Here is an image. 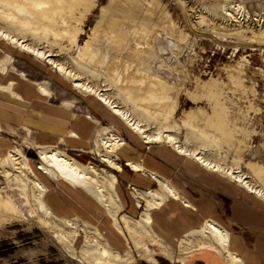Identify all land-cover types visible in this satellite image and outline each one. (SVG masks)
I'll use <instances>...</instances> for the list:
<instances>
[{
	"label": "rangeland",
	"instance_id": "1",
	"mask_svg": "<svg viewBox=\"0 0 264 264\" xmlns=\"http://www.w3.org/2000/svg\"><path fill=\"white\" fill-rule=\"evenodd\" d=\"M238 1L248 15H240L233 7ZM0 22L16 35L41 46L55 61L79 73L85 82L108 88L111 98L124 107L129 105L151 130L160 126L173 130L181 141L188 139L198 150H211L210 158L241 169L264 189V0H0ZM3 41H0V64L8 65L10 73L16 70L26 75L19 77L17 92L22 94L23 88H29L32 94L42 84L50 94L41 101L49 107L64 109L68 127L74 120L73 114L79 119L89 115L91 118L84 120L90 121L92 129L83 147L71 149L63 137L57 136L53 137L55 143L40 144L41 133L36 126L49 129L46 122L42 121L46 125L34 122L35 126L27 127L15 119H9L10 126L6 119L1 121L2 116L12 115L14 108H18L15 113H22L23 108L38 121L40 116L30 106L32 100L18 98L13 91L0 87V110L4 111L0 112V155L17 146L27 159L31 175L40 162L39 148L54 146L81 162L90 161L113 172L118 180L114 189L123 203L113 216L93 196L84 197L72 186L48 179L50 193L46 199L52 198L47 201L52 213L60 219L70 218L78 226L76 236L70 239L73 248L70 249L69 243L59 239L60 223L59 227L44 224L25 191L8 183L1 173L0 264H87L80 254L89 246L80 230L83 222L95 226L103 236L108 233L114 239L111 244L114 252L130 253L131 264L144 261L139 256L141 244L147 251L145 257H149L151 250L153 261L145 262L160 264L167 258L172 260L164 253L167 247L163 249L156 242L175 249L176 241L169 243L165 240L166 233L155 226L151 232L154 237L151 233L143 236L131 222L140 218L145 201L138 198L142 206L137 213L130 211L131 201L136 199L131 193L134 190L129 188L145 192L149 186L157 188V184L137 185L134 171L126 164L127 158L120 156L122 150L117 159L122 170L108 167L97 151L101 147L96 130L105 127L108 129L104 133H116L126 146H135L149 165L154 166L149 163L152 160L161 162L157 163L163 170L168 167L171 178L181 181L185 191L198 193L200 197L213 196L220 205L219 218L226 224L231 217L235 221L236 214L238 219L233 223L237 232L252 235V241L264 235L249 227L264 225L263 199L224 173L204 168L193 158L168 154L160 144H146L140 137V143H133L127 131L135 134L124 123L107 118L108 108L101 106L100 110L94 106L93 99H87L90 95L76 88L72 79L60 75L45 60L42 64L35 63L30 54L20 53L18 47ZM7 54L11 61H5ZM9 76L2 73L0 65V85ZM95 101L99 103L96 98ZM85 121L78 124L85 128L89 126ZM70 130L74 128H69L66 136ZM143 153H150L149 162ZM141 156L128 159H142ZM157 171L170 179L168 173L164 175L165 171ZM137 180L144 179L139 176ZM122 214L129 216L127 225H130L123 224L124 233L118 229ZM162 222L163 227L166 220ZM203 226L189 234L202 230ZM173 248L172 257L181 251L179 247L175 253Z\"/></svg>",
	"mask_w": 264,
	"mask_h": 264
},
{
	"label": "bare ground",
	"instance_id": "2",
	"mask_svg": "<svg viewBox=\"0 0 264 264\" xmlns=\"http://www.w3.org/2000/svg\"><path fill=\"white\" fill-rule=\"evenodd\" d=\"M231 6L232 4L227 5V7ZM233 7H235L240 15H248V12L241 5L240 1H238L236 4H233ZM0 41H3L4 44H12L13 47H18L20 49V53L26 52L30 54L32 57L30 55H27V57H31L35 63L38 62L42 64V60H45L60 75L72 79V83L76 88L90 95L87 96V99H93L92 103L94 106L99 107L100 110L101 106L108 108L110 112L105 114L107 118L119 123H124L126 127L129 128L133 134H135L132 135L129 133V131H127L128 134H130V137H132V139H134V141L137 143H139L138 139L140 137L141 140H143V142L146 144H160L161 148L164 149V151H166L168 154H175L177 156H181V158H193L204 168L210 169L214 172L224 173L233 181L244 186L250 193H253L257 197H260L264 200V189L260 187L250 175L243 172L241 169L236 168L235 166L225 165L223 162L213 160L209 157V155L212 153L211 150L208 151L205 148H201L199 150L196 149L192 144L189 143L188 139L181 141L177 136V133L173 132L171 129H164L162 126H160L154 130H151L149 127H147L144 121L139 120L137 116H135L134 110L131 111L128 108L129 105L128 107H124L115 99L111 98L112 95L108 92V88H101V86L98 88L90 85L88 82H85L79 73L74 72L62 62H58L57 60L55 61L53 57L51 58V54L46 52L41 46L35 45L24 39L23 36H18L12 31L6 29L3 27L1 22ZM6 57L7 58L5 61H11L12 57H10L8 54ZM43 63L45 64V62ZM0 65L2 73L7 74V76L10 75L8 78H6L4 85H0V87L3 89L7 88L9 91H13V94L18 98H22L23 95H37L41 98H46L50 94L46 86L42 84L39 85V89L35 93L30 94L29 88H23V90H21L22 94H20L16 90L17 86L20 85L19 81L21 79H19V77L23 76L26 78V75H22L16 70L13 73H10L7 71L8 65H5L4 63ZM112 65L113 67H116L115 65L117 64H111V66ZM94 97L100 104L95 101ZM131 102H134V100L131 99ZM139 110L142 112L144 111L142 109ZM0 112L4 111L0 110ZM84 118L87 119L91 117L86 115ZM107 129L108 128L105 127L103 129L99 128L96 130V136L99 138L101 147V149L97 151L101 154L102 160L108 165V167L115 169L116 171H121L122 168L117 162V159L119 158V151L127 148L125 147L126 142L116 133L109 131L104 133V131H107ZM80 138L81 136H79L75 130H70L68 132V136H66V140L69 142L76 140L80 141ZM2 153L3 154L0 155V174L2 173V175L5 177V180L8 183L13 184L15 188L25 191L33 209L39 215L44 224L55 227L60 223L59 225L61 228H58L59 239L62 242L69 243L70 245L67 247L70 249H73L70 239L76 236L78 226L77 223L72 219H60L52 213V208L47 202L48 199H46L47 195L50 193L49 187L47 185L48 179L54 178L53 180H56L58 183L68 184L76 191L81 193L84 197H87V195H90V197L93 196V198L105 206L107 210L112 211L113 216H115L117 211L121 209L122 200L119 198L118 194H116L114 189L116 183L118 184L117 177L113 172L107 170L104 167L100 168L97 164L91 163L90 161L81 162L74 156L68 155L52 146L49 148H39V165L36 166L34 173H32L30 170L32 174L28 175V169L31 168L28 165L26 157L22 154V152L19 151L17 146L7 149ZM126 160V164L132 171H134L135 176H141L144 180H147L141 182L143 186H146V184L149 182L156 183L158 186L157 188L153 189H149V186L147 187L148 190L145 192H140L136 187L129 188L130 190H134V192L131 191V193L136 199L134 202L135 207L139 208L142 206L138 198L141 197L145 201L144 210L141 212L140 218L134 220L135 222L131 220L130 221L134 223V227L138 226L140 228V230L143 232V236H147L152 232L150 227L151 216L150 212L147 210L160 206L164 199L169 195L179 198L180 194L175 185L168 182V179L165 176L156 173L155 171H151L146 166L144 161L142 162L141 160L138 162L128 158ZM128 217L129 216H127V214H122L119 218L122 224H119L120 226L118 229L123 233V224L124 226L128 224ZM128 226L130 225H127L126 227ZM148 228H150V231ZM201 229L202 230L194 232L195 234L192 233L184 237L178 244L181 248V251H179L180 253L175 254L173 257L171 256L173 253L171 247L168 245L164 246L162 243L156 242V240L153 238L155 234L153 235L151 233L153 237L151 235L150 236L151 239L154 240L153 242H156L159 247L163 246V249L167 247V249L164 251L165 254L170 256L172 259L176 258L178 262L181 263H183L187 257L185 253L190 251V248L195 246L196 248H208L214 249L218 252H224L225 258L230 263L242 264L240 257H238L235 253H231L227 249L228 233L225 229L209 219L205 220V224ZM80 230L84 232L86 242L89 245L80 253L83 255V258L87 264H118L119 262L131 264L130 259H132V256L130 253L125 251L124 255H120L118 252H114V249L111 246V244L114 243V239L111 238L108 233L103 236L102 232L99 231L95 226H91L86 222L82 223ZM139 256L145 258L141 260L148 261L150 263L153 261L151 259V250L149 257H145L148 255L143 244L140 245Z\"/></svg>",
	"mask_w": 264,
	"mask_h": 264
},
{
	"label": "crops",
	"instance_id": "3",
	"mask_svg": "<svg viewBox=\"0 0 264 264\" xmlns=\"http://www.w3.org/2000/svg\"><path fill=\"white\" fill-rule=\"evenodd\" d=\"M34 97H36L37 99L33 100ZM22 98L24 100L25 99L32 100L33 104L30 103V106L32 105V107H33L32 111L37 112L36 114H38L40 117H38L37 115H34V116L40 118L41 120L38 119V121H36L35 117H31L30 112H24L23 108H22V113H15L16 110H18V108H14L15 112H13L12 115L9 114L8 118L4 117V116L1 117V121H4L6 119L5 122L7 123V126H10L8 124L9 119H15L16 122H19L20 124L22 123L23 126L26 125L27 127H29L31 125L35 126L33 124L34 122H37L36 125L37 124L41 125L40 123H42L43 125H46L45 123L42 122V121H44L48 124V126L50 128L49 129L48 128H42L41 129L40 126H36L39 129V133H41V134H39V138H38V142L40 144H42L43 142H46L48 144L55 143L54 142L55 139L53 137L57 136L59 138L63 137L64 141L63 140H61V141H63L66 146H67V144H70L72 147V148L70 147L71 149H73V147H74V149H76L77 146L83 147V145H87V142H85L84 139L86 137H89V139H90V137H91V132H90V135L87 136L88 132L91 131V129H92V128H89L90 124H91L90 121H85L84 118H82L83 120L79 119L78 115L73 114L72 116L74 117V120L70 122L71 127H68L67 126L68 125L67 124V118H66L68 116H65V115H67V113L64 112V109H62V108L49 107L46 103L41 101V100H44L47 98H41L39 96H33V95L32 96L23 95ZM14 100L15 99H13L12 102L17 103ZM15 107H17V106H15ZM19 108H21V107H19ZM50 111H52V112L50 113ZM77 117H78V119H77ZM81 121H85L86 123L89 122L88 123L89 126L84 124L86 126H85V128H83L82 126L79 125V124H83ZM3 124H5V123L3 122ZM69 128H74V130L83 139L81 141H70V142L68 140H66V134L65 133ZM40 131H42V132H40ZM48 138H50V140ZM58 140H60V139H58ZM58 140L56 142H58ZM131 140L133 141V143H136V142H134L132 137H131ZM125 147L130 148L131 150L124 148L122 150L123 152L120 151L121 152L120 156H125L126 158L141 156L140 151H137L135 146H132L130 144L129 146H125ZM81 151H84V150H81ZM160 155L164 156V157L166 156V155H162V154H160ZM144 157L146 159H148V162H149V159L151 160L150 153L144 154ZM141 158L142 159L133 158L132 160H136L138 162H140L141 160H142V162L144 161L146 166L151 171H155L156 173L160 174V172H158L157 169L160 171H165V172H163V173H165L164 175H166V173L169 174V178H170L169 180L170 181L168 180V182L172 181L174 184L172 182L171 183L173 185H175L176 188L180 191L179 192V194H180L179 198H175V197L169 195L164 199L163 203L160 206L153 207L152 209L147 210L148 212H150L151 210H154L152 213H150V216H151L150 227H151L152 232H153L152 227L155 226L159 230H162L166 233L165 240H167L169 243L174 244L177 242L176 243L177 248L174 249L173 247L170 246L171 248L174 249L175 253H177L179 251V247H178L179 241L182 238L186 237L193 230L199 228L201 226V224L204 225L205 220L209 219V220L219 224L223 229H225L227 231V233H228L227 249L231 253H235L238 257H240V261L242 264H264V235L259 237L260 239H258V237H256L252 241V235H249L247 233H241L240 234L239 232H237L236 223L235 224L233 223V222H236L238 219V216H236V214H235L236 209H234V212H233L235 214L236 220L234 221L233 220L234 218L231 217V218H229V221L226 224L225 222H223L224 220L221 217L219 218V216H221V211L220 210L217 211V210L219 209L220 205L218 206V202L216 201L215 198H213V196L212 197L211 196L206 197V196L202 195V197H200L198 195V193H194L191 191H189V192L185 191L182 187L181 181H177V180H174V178H171V173H170L168 167L166 168L167 170L166 169L163 170V166L160 165L161 162L157 161L160 163V164H158L157 162H153L151 160L149 163L156 166V167H154V166L149 165L142 156H141ZM171 159H173V158H171ZM161 175H163V174H161ZM138 177L139 176H135V182L137 183V185H142L141 182L147 181V180H143V181L137 180ZM166 178H167V176H166ZM49 199H50V201H52V198H49ZM120 199L122 200V203H123V199L122 198H120ZM217 199L219 200V198H217ZM165 201L167 203L164 207ZM184 201H186V202H184ZM131 202H132V205H131L130 211L132 210L133 212L137 213V209H139L140 207L139 208L135 207L133 200ZM163 220H166V222H165L164 226L162 227V224H163L162 221ZM249 227H250V229L255 228V230H260V231H262V233H264V225L263 224L261 227L256 226V225H252ZM224 254H225L224 252H218V251H215L214 249H208V248L201 249V248H196L195 246H193L192 248H190V251L187 252V257L185 258L183 263L178 262L176 258H174L172 260L167 258V257L166 258L168 260H170L171 262L177 263V264H232L225 258ZM173 255H175V254H173Z\"/></svg>",
	"mask_w": 264,
	"mask_h": 264
},
{
	"label": "water",
	"instance_id": "4",
	"mask_svg": "<svg viewBox=\"0 0 264 264\" xmlns=\"http://www.w3.org/2000/svg\"><path fill=\"white\" fill-rule=\"evenodd\" d=\"M142 264H149V263L142 261ZM161 264H172V262L166 259V261H163Z\"/></svg>",
	"mask_w": 264,
	"mask_h": 264
},
{
	"label": "flooded vegetation",
	"instance_id": "5",
	"mask_svg": "<svg viewBox=\"0 0 264 264\" xmlns=\"http://www.w3.org/2000/svg\"><path fill=\"white\" fill-rule=\"evenodd\" d=\"M161 263H162V262H161ZM161 263H160V264H161Z\"/></svg>",
	"mask_w": 264,
	"mask_h": 264
}]
</instances>
